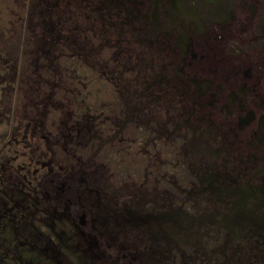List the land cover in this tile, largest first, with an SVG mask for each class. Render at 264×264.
<instances>
[{
	"label": "flooded vegetation",
	"instance_id": "obj_1",
	"mask_svg": "<svg viewBox=\"0 0 264 264\" xmlns=\"http://www.w3.org/2000/svg\"><path fill=\"white\" fill-rule=\"evenodd\" d=\"M9 1L3 87L38 21L42 64L110 73L118 108L90 100L93 74L53 81L56 103L89 110L34 118L0 91V215L23 225L10 166L38 222L82 252L63 264H264V0Z\"/></svg>",
	"mask_w": 264,
	"mask_h": 264
},
{
	"label": "rangeland",
	"instance_id": "obj_2",
	"mask_svg": "<svg viewBox=\"0 0 264 264\" xmlns=\"http://www.w3.org/2000/svg\"><path fill=\"white\" fill-rule=\"evenodd\" d=\"M16 15H19V12L15 9L11 1L0 0L1 35L5 34L10 28L15 30ZM26 28L27 32H30L29 34L33 35V40L31 46L32 50H29L24 55V61L21 63L22 70H15L19 65L18 62H16L14 69L15 72H11L10 70L5 72L3 70L6 80L14 82L20 80L21 82L16 89H14V86L3 87V84H0L2 95L7 98L11 97L12 99L14 97L18 103L16 107V109H18L17 112L30 114L31 117L35 118L37 113L43 112L52 113L53 111H61L68 113L80 109L89 110L86 103L69 104L62 100L56 103L58 99L55 97L54 90L56 91L57 89L54 88L53 81L60 78L62 80L61 83L66 85L68 83L63 81L69 82L70 80H73V75H81L78 79L86 80L88 75L90 76L92 74L94 83L91 88L94 90V94L90 100L97 104L101 111H117V103H114V99L112 100V97H114L111 91L112 89L108 88L103 82L104 80H107V78H110V73L87 72L85 70H80V72L75 73L69 70L61 71L60 73L52 71L50 66H44V64H42L45 63L43 57L37 52L38 45L40 44L38 34L40 28L38 21L27 24ZM62 63H66V59H64V62L62 61ZM124 75L130 76V72L125 71ZM2 80H5L4 77H0V82ZM66 90H68V88H66ZM81 106H83V108H81ZM128 107H130V109H128ZM132 107H134V105L130 103L127 105L126 110H132ZM8 120L0 119V128H2V131L4 130V132L8 127ZM23 122H25V119L20 118L19 120L15 119L13 123L17 130H19L21 127L20 125H22ZM29 127H35L34 120L29 121ZM35 133H37V131L33 133V143L29 141L28 150H26L29 159H35V157H33L36 152L34 149L38 143L35 139ZM30 134L31 130H28L29 140H31ZM2 135L3 134L0 133V139ZM61 156L62 158L69 159L68 161L74 160L73 157L70 159L69 155L65 154V152H62ZM5 172V178L9 180L8 184L14 181V187L18 190V193H16L18 198H15L17 200L14 201L17 205H14L13 207H19V209H22V203L24 202L25 209H22L20 212H23L22 214H24V216L22 215L24 222L21 223L23 225L14 222L16 217L10 216L11 212H8V216L4 217V212L1 211L3 215H0V264H63V260L68 261L71 259L76 262L79 261L80 263L83 260V254L81 251H74L68 243H63L62 241L65 238H63L62 233L54 232L48 225L38 222L37 211H35V209L37 210V207L35 206L36 200L34 199V196L24 197L25 195L19 193L21 191L24 192L25 190L30 191L31 189V186L27 182L22 185L21 182H25V179L22 176L23 174L15 177L17 172L10 166L6 168ZM30 205L34 206H31V208ZM17 229H19V232L16 231Z\"/></svg>",
	"mask_w": 264,
	"mask_h": 264
}]
</instances>
